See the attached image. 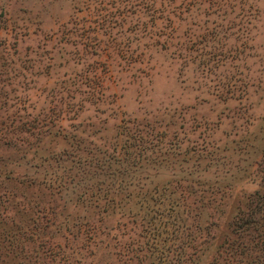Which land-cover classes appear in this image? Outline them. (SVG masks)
Returning a JSON list of instances; mask_svg holds the SVG:
<instances>
[{"label":"rangeland","instance_id":"obj_1","mask_svg":"<svg viewBox=\"0 0 264 264\" xmlns=\"http://www.w3.org/2000/svg\"><path fill=\"white\" fill-rule=\"evenodd\" d=\"M0 264H264V0H0Z\"/></svg>","mask_w":264,"mask_h":264}]
</instances>
